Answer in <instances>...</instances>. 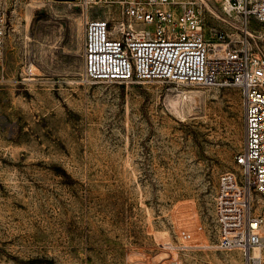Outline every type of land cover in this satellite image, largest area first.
Masks as SVG:
<instances>
[{
  "label": "rangeland",
  "instance_id": "obj_1",
  "mask_svg": "<svg viewBox=\"0 0 264 264\" xmlns=\"http://www.w3.org/2000/svg\"><path fill=\"white\" fill-rule=\"evenodd\" d=\"M207 1V28L234 43L240 24ZM0 7V264H248L219 247L214 208L220 173H242L241 89L87 82L81 0ZM249 203L264 214L262 193Z\"/></svg>",
  "mask_w": 264,
  "mask_h": 264
},
{
  "label": "built area",
  "instance_id": "obj_2",
  "mask_svg": "<svg viewBox=\"0 0 264 264\" xmlns=\"http://www.w3.org/2000/svg\"><path fill=\"white\" fill-rule=\"evenodd\" d=\"M84 13V79L90 83L165 80L203 87L236 86L243 94L245 141L232 170L218 177L214 197L218 245L249 251L248 264H264L251 249L263 245L264 214H253L249 192L264 195V51L250 40L264 29V0H218L232 32L207 28V0H81ZM233 19V20H231ZM7 16L0 7V62ZM233 34V33H232ZM216 46L221 49L216 50Z\"/></svg>",
  "mask_w": 264,
  "mask_h": 264
},
{
  "label": "bare ground",
  "instance_id": "obj_3",
  "mask_svg": "<svg viewBox=\"0 0 264 264\" xmlns=\"http://www.w3.org/2000/svg\"><path fill=\"white\" fill-rule=\"evenodd\" d=\"M251 253L254 255H262V245L252 247Z\"/></svg>",
  "mask_w": 264,
  "mask_h": 264
}]
</instances>
